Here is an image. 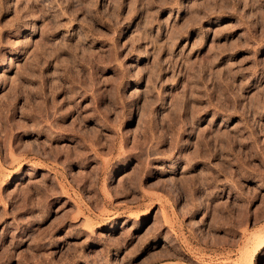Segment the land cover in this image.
<instances>
[{
	"label": "rangeland",
	"instance_id": "rangeland-1",
	"mask_svg": "<svg viewBox=\"0 0 264 264\" xmlns=\"http://www.w3.org/2000/svg\"><path fill=\"white\" fill-rule=\"evenodd\" d=\"M0 264H264V0H0Z\"/></svg>",
	"mask_w": 264,
	"mask_h": 264
}]
</instances>
